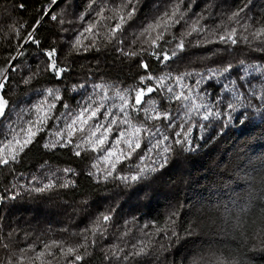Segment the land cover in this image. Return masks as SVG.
Segmentation results:
<instances>
[{
	"label": "snow or ice",
	"instance_id": "6c2138e0",
	"mask_svg": "<svg viewBox=\"0 0 264 264\" xmlns=\"http://www.w3.org/2000/svg\"><path fill=\"white\" fill-rule=\"evenodd\" d=\"M81 2L82 10L75 0H40L31 23L9 16L6 26L0 24V207L25 195L76 193L81 176L94 186L114 183L147 195L174 157L199 150V140L215 139L237 120L241 126L251 123L253 115L264 123V55L234 62L238 49L241 55L244 50L264 54V12L249 15L251 0L234 7L207 0L194 15L195 0ZM13 7L27 11L23 2ZM45 25L51 41L41 38ZM209 45L216 47L197 57L198 65L188 61L182 71L173 67L188 60L190 48ZM85 53L97 54L95 66L84 75L81 65L82 78L71 80L74 58ZM104 53L127 65L130 84L106 78L99 60ZM213 81L218 92L209 91ZM209 132L215 135L206 137ZM33 147L53 154L70 151L84 167L53 169L44 160L25 175L18 165ZM182 208H170L163 226L125 219L111 243L116 208L100 212L68 239L34 237L0 213V264H92L94 259L146 264V257L159 264L174 242L196 235L200 227L199 219L189 221L181 235ZM225 212L237 247L211 259L194 251L180 264H253L247 253L264 251V206L256 213L246 204L234 217L232 210ZM250 214L253 218L244 222L242 216Z\"/></svg>",
	"mask_w": 264,
	"mask_h": 264
},
{
	"label": "trees",
	"instance_id": "16d2710c",
	"mask_svg": "<svg viewBox=\"0 0 264 264\" xmlns=\"http://www.w3.org/2000/svg\"><path fill=\"white\" fill-rule=\"evenodd\" d=\"M21 2L26 5L27 11L13 7ZM240 2L241 0H225L221 7H234ZM39 3L40 0H0V24L6 26L9 16L19 17L31 23L35 15L33 9L38 7ZM75 3L82 10L81 0H75ZM206 3L207 0H195L193 15L200 12ZM60 6L63 7V3ZM149 7H151L150 4L143 11L147 12ZM3 8H5L4 11H2ZM262 12H264V0H251L249 15L259 16ZM47 28L48 25L41 27V38L47 37L48 41H51L53 37ZM52 31H55V28H52ZM0 44H3L2 40ZM44 46L47 47L48 44ZM214 47L216 46L209 45L207 49L190 48L188 60L184 64L173 65V67H178L182 71L188 61L198 65L200 61L196 58L207 56ZM65 51L66 46L61 49V58ZM249 55L261 57L264 54L249 53L244 50L241 55V50L238 49L234 53V62ZM96 59V53H85L74 58V71L70 79L82 78L81 65L85 66L83 74L87 75L88 66L94 67ZM99 60L107 79L122 80L128 84L132 82L127 65H120L115 61L114 53H104L99 56ZM154 67L158 66L154 65ZM132 68L134 69L135 65ZM233 75L235 76V73ZM209 91L218 92L219 86L213 81ZM72 103L74 104L75 100ZM250 119L251 123L243 126L238 120L234 121L233 125L227 127L215 139L199 140L198 151L174 157V161H170L163 177L153 185L151 190L147 191V195L143 191L137 195L131 189L117 188L114 183L94 186L87 178L81 176L80 187L76 193L61 192L42 197L25 195L14 202V205L0 207V213L8 216V223L18 224L21 229L31 232L34 237L68 239L71 233L78 232L79 229L89 225L100 212L116 208L115 224L108 237V242L111 243L116 234V227L122 226L125 219L131 221L135 217L139 225L155 220L163 226L167 211L172 207L180 208L183 205L181 216L177 218V230L183 235V229L188 226V222L197 219L200 221V227L196 235L186 237L187 239L180 243L174 242L170 250L160 257L159 264H173V262L180 264L185 257H188L187 254L191 248H195L197 253H205L209 250L210 253L221 256L226 249L237 247V241L232 238L236 233L229 224L225 223V217L228 215L225 210H232L231 214L234 217L236 209L246 204H250L256 213L261 206H264V123L261 122L259 115H253ZM194 135H200L198 128L194 129ZM214 135V132L205 133L206 137ZM44 160H48L53 169L70 166L79 170L84 167V163L72 157L70 151L44 153L42 149L38 151L35 147L18 167L25 175H28L35 173ZM3 179V175H0V181ZM8 179L11 180V177ZM85 200L87 203L83 204L82 201ZM252 218L251 214L242 216L244 222ZM213 221H215L214 224ZM0 223L3 222L0 221ZM232 223H235L234 218ZM62 228H67L68 233H61ZM21 235H23L22 232ZM247 258L251 259L253 264H264V251L248 252ZM145 261L146 264H157L154 257H146ZM92 264H98V261L94 259Z\"/></svg>",
	"mask_w": 264,
	"mask_h": 264
},
{
	"label": "rangeland",
	"instance_id": "374dc122",
	"mask_svg": "<svg viewBox=\"0 0 264 264\" xmlns=\"http://www.w3.org/2000/svg\"><path fill=\"white\" fill-rule=\"evenodd\" d=\"M4 9L5 8H3V10L2 11H4ZM2 11H1V13H2ZM187 239V238H186ZM185 239V240H186ZM185 240H182V241H185ZM197 252V250L195 249V248H191L190 250H189V252H188V257H190L191 256V254L193 253V252ZM260 252V251H259ZM199 254H202V255H204L206 258H208V259H211L212 258V256H213V253H210V251L209 250H206L205 251V253H199Z\"/></svg>",
	"mask_w": 264,
	"mask_h": 264
}]
</instances>
